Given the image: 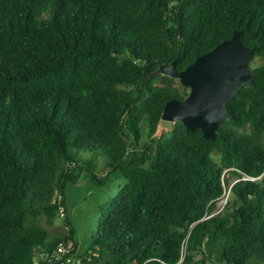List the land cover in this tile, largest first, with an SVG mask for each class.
Masks as SVG:
<instances>
[{
    "label": "trees",
    "instance_id": "1",
    "mask_svg": "<svg viewBox=\"0 0 264 264\" xmlns=\"http://www.w3.org/2000/svg\"><path fill=\"white\" fill-rule=\"evenodd\" d=\"M236 30L261 63L227 103L235 118L215 139L181 120L161 131L190 88L159 68ZM228 168L241 179L205 218ZM82 177L126 179L97 199L84 264L264 263V0H0V264L76 249L68 193ZM60 195L70 230L52 236L42 216H60Z\"/></svg>",
    "mask_w": 264,
    "mask_h": 264
},
{
    "label": "water",
    "instance_id": "2",
    "mask_svg": "<svg viewBox=\"0 0 264 264\" xmlns=\"http://www.w3.org/2000/svg\"><path fill=\"white\" fill-rule=\"evenodd\" d=\"M254 55L255 48L247 46L241 30H236L231 38L199 55L183 70L176 68V60L162 65L158 71L179 78L190 88L185 98H172L166 103L163 120H181L190 129L201 128L205 138L215 139L220 125L235 118L228 101L245 84L255 83L251 66ZM36 257L42 259L40 250Z\"/></svg>",
    "mask_w": 264,
    "mask_h": 264
},
{
    "label": "rangeland",
    "instance_id": "3",
    "mask_svg": "<svg viewBox=\"0 0 264 264\" xmlns=\"http://www.w3.org/2000/svg\"><path fill=\"white\" fill-rule=\"evenodd\" d=\"M261 63V60L256 58L252 59L251 66L254 67ZM181 86L186 87L181 84ZM173 128L172 121H163L160 125V130L167 132ZM103 171V170H102ZM105 173V170L103 171ZM226 177H229L232 181L238 178V175L234 172H228ZM126 179L124 177L115 179L108 186L94 187L88 178L82 177L74 188L69 190L68 201L70 205V220L73 221L76 230L78 231L79 244L75 249L76 255L81 257L84 254L86 246L90 240V234L87 230L89 226V217L91 212L95 209V205L99 196L114 195L119 188L124 184ZM93 192V193H92ZM66 215L57 217L52 223H46V217L42 216L43 223L47 225L52 236H60L62 234H68L70 230V224ZM261 264H264L263 262Z\"/></svg>",
    "mask_w": 264,
    "mask_h": 264
},
{
    "label": "built area",
    "instance_id": "4",
    "mask_svg": "<svg viewBox=\"0 0 264 264\" xmlns=\"http://www.w3.org/2000/svg\"><path fill=\"white\" fill-rule=\"evenodd\" d=\"M228 172H230V168L226 169L224 173V177L227 175ZM243 178H248V177L244 176ZM239 179L241 178H237L233 180L230 184H227V183L225 184L224 194L217 201L214 207V211L211 214H208L207 216H205V218L212 217L225 210L229 202V198L232 194L233 186ZM62 198L63 196L60 195L59 196V204H60L59 210L62 215H66V208L62 202ZM188 241H189V236L184 241L180 261H183L186 257ZM47 261L50 262L51 264H84L83 258L76 255L73 242L60 243L58 247L51 254H48ZM35 264H39V261L36 260Z\"/></svg>",
    "mask_w": 264,
    "mask_h": 264
}]
</instances>
